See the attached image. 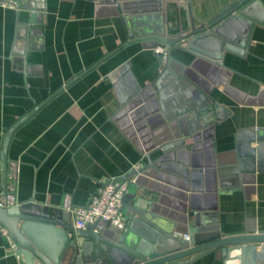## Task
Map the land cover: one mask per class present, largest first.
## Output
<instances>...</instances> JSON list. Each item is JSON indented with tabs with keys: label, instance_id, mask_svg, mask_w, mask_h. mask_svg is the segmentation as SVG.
<instances>
[{
	"label": "crops",
	"instance_id": "1",
	"mask_svg": "<svg viewBox=\"0 0 264 264\" xmlns=\"http://www.w3.org/2000/svg\"><path fill=\"white\" fill-rule=\"evenodd\" d=\"M235 1L190 0L192 15L206 22ZM142 8L141 18L150 22L151 6ZM172 9L171 26L182 17L175 16L181 10ZM30 14L35 25L28 31ZM127 37L114 0H22L19 8L0 6V153L5 132L52 96L8 144L16 202L32 199L62 210L71 224L62 209L66 195L74 205H85L102 181L146 163L120 110L173 59L180 64L183 89L175 91L166 82L165 104L181 110L184 95L194 92L207 102L190 100L189 110L199 118L193 119L195 129L185 146L169 151L161 163L176 187L156 196L152 214L177 224L189 217L192 225L196 215L200 225L223 237L264 234V25L255 26L246 56L224 54L223 65L230 71L167 46H162L167 58L160 59L152 43L126 45ZM206 105L211 109L205 112ZM192 127L181 124L182 131ZM135 190L134 185L128 189ZM150 198L145 195L144 201ZM102 223L105 230H115ZM0 264H18L1 237ZM193 264L223 262L209 254Z\"/></svg>",
	"mask_w": 264,
	"mask_h": 264
},
{
	"label": "water",
	"instance_id": "2",
	"mask_svg": "<svg viewBox=\"0 0 264 264\" xmlns=\"http://www.w3.org/2000/svg\"><path fill=\"white\" fill-rule=\"evenodd\" d=\"M11 1L16 3V8L22 3V0ZM114 1L128 31L126 45L149 41L152 49L159 45L179 49L192 56L194 61L228 71L223 65L224 54L246 56L255 26L264 25V18L259 16L264 14L262 0H236L206 22L194 20L190 0ZM144 5L151 6L148 12L152 15L150 22L141 18ZM172 8L181 10V14L175 16L182 17L171 26L168 18L174 15ZM133 17L140 18H136L135 23L138 31L134 30ZM27 25L28 31L35 25L33 14H30ZM180 75V64L168 59L165 65L162 64L159 76L150 85L136 91L120 110L130 133L137 137L135 142L140 155L146 160L138 168L114 179L127 184L121 208L126 212L124 228L105 230L102 221L97 220L84 229H74L62 210L34 204L32 199L19 206L0 207V226L6 229L15 244L18 264H193L209 254H218L223 264H264V234L223 237L200 225L196 215L192 225L189 217L180 218V224H177L160 220L152 214L156 196L169 193L172 187H176L165 178L161 163L169 151L183 148L189 133L195 129L193 119L199 118V114L189 110L193 105L191 101L207 102L201 94L188 93L184 95L181 110H170L174 103L170 107L165 104L162 90L169 82L172 89L180 92L184 82ZM51 97L5 132L0 153V203L7 196L10 139L14 131ZM210 109L211 105H206L205 112ZM190 111L192 115L187 116ZM184 122L193 126L192 129L185 131L183 128L182 131ZM158 151L162 155L151 159V155ZM131 185L136 186L134 192L128 191ZM145 195L151 198L144 201ZM174 233L187 238H175Z\"/></svg>",
	"mask_w": 264,
	"mask_h": 264
},
{
	"label": "built area",
	"instance_id": "3",
	"mask_svg": "<svg viewBox=\"0 0 264 264\" xmlns=\"http://www.w3.org/2000/svg\"><path fill=\"white\" fill-rule=\"evenodd\" d=\"M16 3L11 0H0L2 8H15ZM160 59L167 58V50L161 45L153 49ZM140 164L134 168H138ZM134 182V179L131 180ZM6 191L7 196L5 200L0 203V207L9 208L19 206L14 198L15 193V173L12 171L6 176ZM127 192V184L118 182L114 179L104 180L101 185L89 196L85 205H74L69 195L63 199L62 209L69 214L71 224L74 229H84L88 224L100 220L107 225L121 230L125 226L126 216L122 212V199ZM0 237L4 238L9 244L10 248L15 251V244L12 242L8 232L0 226ZM186 239L187 237L184 236Z\"/></svg>",
	"mask_w": 264,
	"mask_h": 264
}]
</instances>
